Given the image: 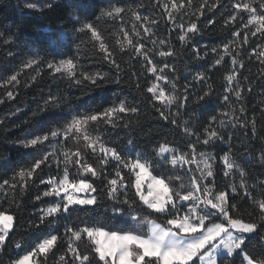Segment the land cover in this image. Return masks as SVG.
Instances as JSON below:
<instances>
[{"label":"snow or ice","instance_id":"obj_1","mask_svg":"<svg viewBox=\"0 0 264 264\" xmlns=\"http://www.w3.org/2000/svg\"><path fill=\"white\" fill-rule=\"evenodd\" d=\"M151 4L161 10L162 20L140 13V5L122 6L107 0L102 6L100 0H75L71 7L78 15H70L71 32L76 33L80 44L89 47L93 58L114 71L85 69L79 45L75 52L72 50L71 32L49 29L37 39L44 42L52 59L45 61L34 56L26 60L20 71L0 77V88L5 89L0 104L16 99L21 72L34 66L43 65L51 77L66 79L70 87L118 86L125 71L119 58L126 55L125 63L139 62L141 74L151 76L144 90L150 97L148 103L165 124L182 130L187 138L186 150L168 141L166 135L152 146L150 153L131 137L123 147L106 140L105 134L111 130H132L139 125V119L133 121L131 117H138L140 108L126 100L102 111H77L69 114L70 119L65 117L60 127L16 141L31 150L28 154L32 163L16 170L10 180L0 182V193L11 199L10 207H19L17 189L22 196L39 179L46 188L35 196V201L51 198V202L39 210L38 221L29 224L36 232L34 242L27 247L14 242L18 251L8 264H48L62 238L64 252L56 258V264H264V180L248 183L250 177L238 162L231 143L237 128L243 130L245 137L249 133L253 138L258 136L256 117L249 119L242 103L243 93L252 91V82L242 70L246 51L249 62L255 59L264 65V47L249 45L252 39L264 41V0H231L223 24L230 29L231 39L219 48L192 49L196 60L206 61L209 54H214V65H229L222 77L223 95L218 97L206 70L197 71L191 81L185 78L180 86L175 65L168 61L180 53L168 39L157 35V26L166 23L169 35L177 33L181 46H186L200 34L201 18L214 14L224 0H200L198 5L194 0H151ZM60 6L56 0H32L24 5L25 9L36 11ZM215 22L207 19L209 26ZM0 39L10 45L14 37L4 38L0 32ZM110 39L114 42L110 43ZM84 58L88 59V53H84ZM40 75L36 71L23 86H30ZM131 75L139 80L135 70ZM242 81H248L247 86ZM195 85H201L196 97L197 103L203 102L201 107L214 98L221 102L220 110L209 117L202 131L195 130L188 121H180ZM136 87L140 88L139 82ZM63 99L49 93L42 105L38 103L32 118H40L43 124V114L59 107ZM260 111L264 114V108ZM3 123L0 120V125ZM259 139L260 158L264 160V137ZM216 143L228 145L219 157L222 175L229 181L222 185L216 181L217 157L198 151V146ZM44 168L50 172L54 168L56 174L40 175ZM104 201L111 202L108 220L123 227L91 220L89 214ZM60 221L64 223L61 225ZM16 227L15 214L0 207V253L13 243ZM41 228L46 231L41 232ZM253 239H257L258 247L250 248ZM0 264L4 261L0 260Z\"/></svg>","mask_w":264,"mask_h":264},{"label":"trees","instance_id":"obj_2","mask_svg":"<svg viewBox=\"0 0 264 264\" xmlns=\"http://www.w3.org/2000/svg\"><path fill=\"white\" fill-rule=\"evenodd\" d=\"M56 2L60 3L61 6L36 11L25 9L22 0H0V32L4 33V38L14 37L10 45H4L3 39H0V77L6 78L13 72L20 71L26 60L34 56L43 58L45 61L52 59L44 42L37 39L38 35L53 28H63L66 33L71 32L73 26L70 22V15H78L71 7L75 0H56ZM112 2L122 6L140 5L137 9L140 13L162 20L161 10L158 8L154 9L151 0H112ZM194 2L198 5L200 0H194ZM100 3L103 6L107 3V0H100ZM230 3L231 0H224V5L216 10L214 14L207 13L205 17H202L198 25L201 29L200 34L194 36L189 41V44L183 47L177 40V33L169 35L166 23L161 22L158 24L157 35L160 38L168 39L170 44L180 53L178 58H168V61L174 63L181 87L186 82L185 78L191 81L197 71L206 70L214 85L216 96L223 95L224 81L222 77L228 70L229 65H214V54H209L206 61L196 60L192 49L199 47L203 51L213 47L219 48L220 45L227 43L231 39L229 35L230 29L223 27L224 19L230 10ZM208 18H213L216 21L213 26L207 24ZM125 19L127 20L128 17L126 16ZM128 26L130 27V24ZM100 27H105L103 21ZM71 41H73V52L76 51V46L79 45L81 51L80 59L85 69L91 72L114 71V69H110L108 64L98 62L93 58L89 47L80 44L74 32H71ZM109 42L113 43L114 40L110 39ZM257 44L264 47V41L252 39L249 42L250 46ZM8 52H12L13 55L9 56ZM84 53H88V59L84 58ZM243 58L246 66L242 72L243 75L249 76V80L252 82V91L251 93L247 91L243 93L245 99L242 103L246 107L247 117L249 119L253 115L256 117L258 136L253 138L249 133L248 137H245L243 130L237 128L234 130L235 135L231 143L239 158L238 162L245 167L250 177L248 183L251 184L256 180H264V160L260 158L262 141L259 139V137H264V114L260 111L261 108H264V103H262L264 102V75H261L264 65H261L255 59L249 62L247 51ZM119 59L122 68L125 69L121 73V83L118 86L108 85L103 89L70 87L66 79L60 80L51 77L49 71L43 65L39 68L34 66L33 69H24L21 72L19 77L21 86L16 90L18 93L16 99L14 101L6 100L5 103L0 104V120L4 121L0 125V182L5 179L10 180L16 170L21 167L26 168L32 163V157L28 154L31 150L22 148L16 141L30 138L32 133L60 127L65 122V117L71 118L69 114H75L77 111L83 113L86 109L102 111L104 108L114 103H119L121 100H126L128 104L140 108L139 116L131 117L133 121L139 119V125L134 126L132 130L124 128L111 130L105 134L106 140L110 139L114 144L123 147L131 137L143 151L150 153L152 146L166 135L168 141L177 144L182 150H186L184 145L187 143V138L184 137L182 130L170 124H165L148 103L150 97L144 90L147 83L150 82L151 76L141 74L142 70L139 62L125 63L124 61L127 60L126 55ZM156 59L160 60L161 58L156 57ZM133 70L136 71L139 77L138 81L137 77L131 75ZM36 71L41 72L36 81L32 82L28 87L23 86L26 80L36 74ZM137 82L140 84L139 89L136 87ZM242 83L247 86L248 81H242ZM200 88L201 85H195L191 90L187 111L182 110L180 116L181 122L188 121L190 126L197 131H202L209 117L216 115L221 107L220 100L216 98L211 103L201 107L203 102H196V97L200 94ZM9 90H11V86H9ZM4 93L5 89L0 88V98H5ZM49 93L59 94L64 99L59 107L52 108L49 112L43 114V124H41L40 118H32V112L37 110L38 103L43 104V99L47 98ZM237 107H239V103H237ZM26 120L30 122L25 124L24 121ZM230 131L232 130L230 129ZM224 135L227 136V133H224ZM227 148L228 145L226 143L198 146V151L212 152L217 157L216 181L221 185L229 182L223 177L222 165L219 163V157L227 151ZM245 148L248 149L247 152H245ZM108 171L111 172V168ZM157 171H163V169H158ZM45 173L48 175L56 174L54 168L51 172L48 168H44V172L40 173V175ZM45 188L46 186L41 185L39 179H36L35 183L31 184L22 196L19 189H17L16 198L20 203L19 207H10L11 199H6L3 193H0V207L9 209L14 213L18 224L11 237L13 243H9L7 249L0 253V260H3L4 264H8L11 259L16 258L18 250L15 249L14 242L18 241L24 247H27L30 242H34L33 236L36 232L35 229L29 228V224L38 221L39 210L51 202V198H44L40 201H35L34 198L44 191ZM258 191L259 189H257ZM110 204L111 202L104 201L94 213L89 214L91 220L108 223L109 226L123 227L124 225L119 224L115 220H108V216L111 214ZM244 207L248 208V204L244 203ZM106 208L109 209L107 213L105 211ZM80 215L83 216V213H80ZM73 219H75V214ZM63 223L64 221H60L61 225ZM45 231L46 229L41 228V232ZM58 231L62 234L63 228L60 227ZM42 238L43 236H41ZM60 245L55 250V255L49 258L48 264H56V258L64 252L63 238L60 241ZM251 247H258L257 239L251 241Z\"/></svg>","mask_w":264,"mask_h":264},{"label":"rangeland","instance_id":"obj_3","mask_svg":"<svg viewBox=\"0 0 264 264\" xmlns=\"http://www.w3.org/2000/svg\"><path fill=\"white\" fill-rule=\"evenodd\" d=\"M27 2H32V0H22V4L25 5V3ZM208 153H212V152H208Z\"/></svg>","mask_w":264,"mask_h":264}]
</instances>
